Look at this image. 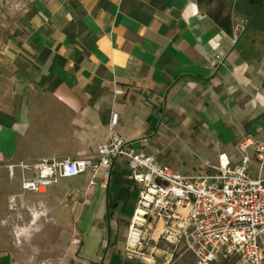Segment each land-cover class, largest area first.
Segmentation results:
<instances>
[{"label": "crops", "instance_id": "1", "mask_svg": "<svg viewBox=\"0 0 264 264\" xmlns=\"http://www.w3.org/2000/svg\"><path fill=\"white\" fill-rule=\"evenodd\" d=\"M202 2L0 0V167L87 156L108 139L113 111L115 131L135 147L161 118L179 121L176 138L210 165L220 153L234 158L243 136L264 140V72L232 42L236 23L221 24ZM127 174L119 159L105 185L85 186L62 261L38 264H144L124 255L136 197ZM156 236L145 248L166 264ZM0 264L26 263L0 254Z\"/></svg>", "mask_w": 264, "mask_h": 264}, {"label": "built area", "instance_id": "2", "mask_svg": "<svg viewBox=\"0 0 264 264\" xmlns=\"http://www.w3.org/2000/svg\"><path fill=\"white\" fill-rule=\"evenodd\" d=\"M243 30L242 22L233 26V43ZM117 122L113 111L108 139L87 156L5 160L6 174L20 191L7 196L9 207L18 196L43 194L61 179L88 175L89 186L104 184L122 159L136 193L124 238L127 259L155 262L145 248L154 231L156 243L165 245L166 264L185 253L193 258L189 264H264V140L243 136L234 158L220 153L211 172L181 174L133 146L115 131Z\"/></svg>", "mask_w": 264, "mask_h": 264}, {"label": "rangeland", "instance_id": "3", "mask_svg": "<svg viewBox=\"0 0 264 264\" xmlns=\"http://www.w3.org/2000/svg\"><path fill=\"white\" fill-rule=\"evenodd\" d=\"M202 1L204 12L217 17L221 24H244L237 47L240 46L241 55L252 66L253 73L264 72V10L250 8L255 0ZM227 14L229 17L225 18ZM160 121L163 123L158 124L153 133H144L139 138L146 152L162 165L180 173L212 171L217 158L213 165H210L213 159L205 154L202 159H197L199 149L176 138V130L183 127L172 123L179 121L172 120L170 125L163 118ZM87 177L61 179L43 194L20 195L16 206L10 208L7 196L19 193L18 183L16 179H9L0 167V254H8L26 264L60 263L69 242L68 233L73 232L74 211L87 197L84 190L88 185ZM97 184L101 185L100 182Z\"/></svg>", "mask_w": 264, "mask_h": 264}, {"label": "flooded vegetation", "instance_id": "4", "mask_svg": "<svg viewBox=\"0 0 264 264\" xmlns=\"http://www.w3.org/2000/svg\"><path fill=\"white\" fill-rule=\"evenodd\" d=\"M262 8V10H264V0H259V2H257L256 0L252 2V4L250 5V8Z\"/></svg>", "mask_w": 264, "mask_h": 264}]
</instances>
